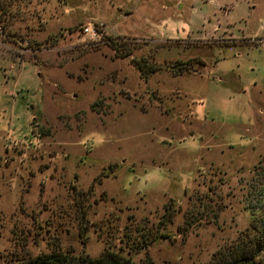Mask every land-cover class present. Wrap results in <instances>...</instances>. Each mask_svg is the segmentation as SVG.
Masks as SVG:
<instances>
[{
    "label": "rangeland",
    "instance_id": "1",
    "mask_svg": "<svg viewBox=\"0 0 264 264\" xmlns=\"http://www.w3.org/2000/svg\"><path fill=\"white\" fill-rule=\"evenodd\" d=\"M262 220L264 0H0V264H220Z\"/></svg>",
    "mask_w": 264,
    "mask_h": 264
},
{
    "label": "trees",
    "instance_id": "2",
    "mask_svg": "<svg viewBox=\"0 0 264 264\" xmlns=\"http://www.w3.org/2000/svg\"><path fill=\"white\" fill-rule=\"evenodd\" d=\"M178 69V68H176ZM256 227L257 231H256ZM256 233L252 238L239 240L235 245L226 250V260L220 264H264V220L251 227ZM14 264H133L128 258H124L112 252L104 253L97 258L87 255L67 257L59 252L40 253L25 261Z\"/></svg>",
    "mask_w": 264,
    "mask_h": 264
},
{
    "label": "built area",
    "instance_id": "3",
    "mask_svg": "<svg viewBox=\"0 0 264 264\" xmlns=\"http://www.w3.org/2000/svg\"><path fill=\"white\" fill-rule=\"evenodd\" d=\"M81 30L84 31L85 33H88L90 35V37H93L95 34L93 27L82 26Z\"/></svg>",
    "mask_w": 264,
    "mask_h": 264
}]
</instances>
